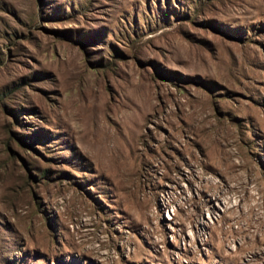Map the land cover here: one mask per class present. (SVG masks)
<instances>
[{
	"label": "rangeland",
	"instance_id": "374dc122",
	"mask_svg": "<svg viewBox=\"0 0 264 264\" xmlns=\"http://www.w3.org/2000/svg\"><path fill=\"white\" fill-rule=\"evenodd\" d=\"M0 264H264V0H0Z\"/></svg>",
	"mask_w": 264,
	"mask_h": 264
}]
</instances>
